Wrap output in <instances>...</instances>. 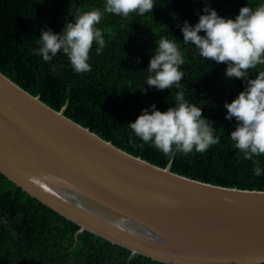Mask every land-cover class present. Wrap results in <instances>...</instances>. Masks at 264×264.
<instances>
[{"label":"trees","instance_id":"16d2710c","mask_svg":"<svg viewBox=\"0 0 264 264\" xmlns=\"http://www.w3.org/2000/svg\"><path fill=\"white\" fill-rule=\"evenodd\" d=\"M104 2L0 0V71L31 94H38L48 106L58 110L66 105V116L150 163L165 167L172 159L171 171L178 174L217 185L264 190V174H253L254 162L243 158L228 135L235 120L225 119L223 104L244 87L242 78L226 77V64L202 58L193 45L183 43L180 31L185 20L189 24L197 21L204 5L234 18L248 0H156L152 12L144 16L106 13L98 25L105 35V47L97 54L93 43L88 72L73 71L62 53L47 62L34 54L42 27L59 32L73 19L75 9L103 10ZM250 2L254 7L259 0ZM161 36L176 40L181 48L185 97L201 106L220 137L219 143L204 152L164 154L141 141L128 127L142 108L155 103L165 110L174 104V87L158 90L144 84L149 57ZM260 70L264 65H258L249 76ZM255 159L264 170V155ZM0 264L166 263L131 255L127 248L90 231L78 232L76 223L0 172Z\"/></svg>","mask_w":264,"mask_h":264},{"label":"water","instance_id":"95a60500","mask_svg":"<svg viewBox=\"0 0 264 264\" xmlns=\"http://www.w3.org/2000/svg\"><path fill=\"white\" fill-rule=\"evenodd\" d=\"M0 71V172L87 230L166 264L264 263V190L193 179L103 139Z\"/></svg>","mask_w":264,"mask_h":264},{"label":"clouds","instance_id":"9594fccd","mask_svg":"<svg viewBox=\"0 0 264 264\" xmlns=\"http://www.w3.org/2000/svg\"><path fill=\"white\" fill-rule=\"evenodd\" d=\"M155 5L156 0H105L103 10L77 8L71 13L73 19L66 22L61 31L42 27L38 47L33 52L45 62L62 53L73 71L88 72L92 67L88 61L93 43L97 54L105 47V35L98 27L103 15L128 17L130 13H137L144 16L151 13ZM180 31L183 43L193 45L202 58L224 62L226 77L242 78L244 87L223 104L227 110L225 119L235 120L228 135L243 158L254 162L253 174H264L255 159L264 155V70L255 72L254 77L249 76L258 65H264V0H259L254 7L248 0L234 18L221 16L216 9L204 5L197 21L189 24L185 20ZM139 61L136 57V62ZM183 63L184 56L176 40L161 36L149 57L144 84L158 90L174 87V104L165 110L158 109L155 103L150 104L128 122L136 137L164 154L204 152L220 142L212 122L202 114L201 106L185 97L181 84Z\"/></svg>","mask_w":264,"mask_h":264}]
</instances>
